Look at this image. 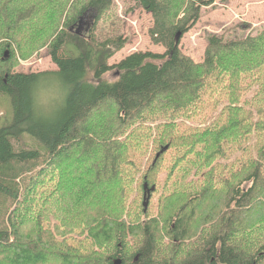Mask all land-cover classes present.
I'll list each match as a JSON object with an SVG mask.
<instances>
[{
	"label": "trees",
	"instance_id": "1",
	"mask_svg": "<svg viewBox=\"0 0 264 264\" xmlns=\"http://www.w3.org/2000/svg\"><path fill=\"white\" fill-rule=\"evenodd\" d=\"M57 1H45L46 14L41 22L54 17L55 8H59ZM124 1L137 4L152 17L153 27L149 34L154 44L163 47L162 53L136 52L110 65L112 56L123 48L125 41L121 38L114 40L110 45L114 46V50L107 49L109 44L100 43L97 39L95 25L100 15L111 7V0H86L74 17L65 23L69 27L68 32L62 27L48 44V56L56 71L24 74L10 69L14 57L12 43L17 41L19 33L37 27L41 23L37 21L40 17L37 16V20L33 18L32 12L35 14L36 6H30V0H0V110L8 104L10 108L6 112V116L10 115L8 120L0 126V207H3L0 210V264H43L49 260H55L58 264H112L116 259L121 260L122 264H264V245L252 254L248 252L252 244L238 237L243 235V227L252 228L255 214L264 216V150L258 157H251L249 150L246 154L247 120L239 119L238 124L236 117L231 115L225 121L218 122L225 116V111H238L220 109L223 108L222 102L229 104V91L222 86L225 75L248 73L254 67L264 65V31L245 40L209 35L203 58L196 63L181 51L179 42L188 28L197 22L198 7L188 5L181 12L182 15H178L173 0ZM214 1L200 2L207 6ZM63 10L60 9L59 13ZM89 10H95L97 17L90 19L87 33L72 34L73 28L79 25ZM5 52H8L7 59H3ZM106 75L113 78L104 79ZM48 82L60 85L64 97L52 115L46 117L38 104L37 93ZM102 106L103 111L100 109ZM99 113L102 114V121L97 117ZM107 114L112 117L109 118ZM207 119L210 120L204 124ZM132 122L142 129L158 132L163 140L160 151L167 147L163 154L154 159L151 168L154 169L177 144L190 146L192 150L202 146L201 150L204 151L198 157L192 152L180 151L171 173L179 172L176 171L177 167L184 164H190L186 169L188 171L193 162L206 155L199 162H207L209 181L213 184L218 181L217 187L223 184L225 189L216 197L212 193L206 195L204 189L188 196L185 204L177 207V217L171 223L170 235L179 244L171 246L172 257L168 260L160 258L159 220L151 219L134 227L126 226L127 222L121 220L122 193L118 199L113 190L106 191L107 195L114 194L113 198L96 190L94 212L80 221L84 222V227L80 229L85 230L87 235L81 234L97 249L103 244L101 230L104 227L111 229L110 245L113 250L109 255L102 257L93 250L80 257L69 252L70 249L63 244L56 250L44 248L41 240L28 242L21 239L19 231L24 224L22 217L28 214V205L25 202L24 209L15 207L10 213L8 210L12 209L13 200L19 194H27V199L32 196L38 179L32 178L30 184L24 183L22 176L28 171L27 166L45 158L60 172L61 166L72 156L82 154L87 161L92 155L100 153L99 162L94 167L92 165V169L87 168L88 175H82L85 180L77 178L70 181L77 182L90 192L89 188L94 184L108 183L120 176L126 145L111 140L113 135L117 136L122 128L127 129ZM184 122H193L203 128L200 131L191 130ZM235 128L245 133L243 136L237 134L238 140L241 139L239 147L230 149L224 146L222 139ZM131 133L125 132L126 137H130ZM24 136L36 142V145L21 143L17 150L14 149L12 142H18ZM102 140L103 144L100 143ZM241 146L244 150L240 149ZM233 155L235 160L232 159ZM197 177L200 176H194ZM17 178L20 185L16 183ZM57 178L60 179V176ZM147 179L144 177L142 184V215L145 216L151 193L156 188L155 185L149 186ZM60 184V191L63 192L67 183L60 181ZM152 187L154 191L150 193L144 211V193ZM215 198L218 201H213ZM206 204L211 205L208 213L203 215L202 222L203 225L206 222L211 224L210 231L201 237L196 246L184 248L182 242L190 231L192 218ZM137 229L139 234L135 236L140 239V245L128 254L125 249L127 232L135 233ZM259 235H264V230ZM36 244L46 251L37 250L40 246Z\"/></svg>",
	"mask_w": 264,
	"mask_h": 264
},
{
	"label": "rangeland",
	"instance_id": "2",
	"mask_svg": "<svg viewBox=\"0 0 264 264\" xmlns=\"http://www.w3.org/2000/svg\"><path fill=\"white\" fill-rule=\"evenodd\" d=\"M30 1V6H36L35 14L32 12L33 18L36 17L37 20V16H39L40 19L37 21L41 22L42 18L45 19L46 0ZM200 1L173 0V6L174 4L176 5L178 15L188 5H193L199 9L197 22L188 28V32L179 42L181 51L191 57L196 63H199L203 58L206 39L209 35H223L228 40H245L248 36H256L264 31V0H215L207 6H203ZM202 1L207 2L208 0ZM85 3L86 0H58L56 6L59 8H55L54 17L49 20L46 19L48 21L43 20L37 27L29 31L19 33V36L16 37L17 41L14 40L12 43L14 57L10 66L11 71L24 74L56 71L55 65L48 56V44L57 30L63 27L68 32L69 27L65 23L68 19H72L75 12ZM63 8L62 13H59V10ZM180 8L181 11H179ZM94 16L95 18L97 17L95 10L87 11L86 16L79 25L73 28L72 34L79 32L85 35L89 28V21ZM180 18L177 17V19ZM95 27L96 37L99 42L109 44L106 47L111 51L114 50V46H110L114 40L121 38L122 41H125L123 48L112 56L109 61L110 65L119 62L122 58L132 53H162L164 51L161 45H156L151 41L149 30L153 27L152 17L133 2L111 0V7L100 15ZM112 78L113 76L110 75L104 77L107 80ZM224 78L225 84H222V86L229 91V104L225 105L222 102L223 108L220 109H237L238 111H225V116L219 119L218 122L225 121L231 115L236 117L238 124L239 119L247 120L249 133L245 135V152L247 154L249 150L251 157H258L264 150V65L254 67L248 73L226 74ZM46 83L39 88L37 99L41 110L46 113V117H49L60 105L64 97V91L60 85H53L50 82ZM104 106L100 108L102 111ZM9 110V104L1 108L0 126L8 120L10 115L6 116V112H9ZM107 116L109 118L112 117L109 114ZM97 117L102 121L101 113L97 114ZM209 120L204 121V124ZM183 124L195 131H200L203 128L193 122L191 124L184 122ZM216 124L217 122L215 121L214 125ZM126 128H122L117 136L113 135L111 140L116 144L123 142L126 145L124 163L119 173L120 176L104 184H94L95 181L92 182L95 186L89 188L90 192L87 189L85 190L84 186L77 184V182L70 181L77 178L85 180V174H89L86 171L92 169V165L94 167L99 162L100 153L92 155L87 161L82 157V154L72 156L71 159L61 166L62 171L60 172L55 170L45 158H41L39 161L27 166L28 171L22 176L24 183L30 184L29 181L32 178L38 179L32 196L27 199V194L21 196L19 194L13 200L12 209L8 210L10 213L15 207L24 209L23 205L25 202L28 205V214L26 217H22L24 224L19 231L21 239L28 242L41 240L44 248L56 250H58V246L63 244L65 248L70 249L69 252L76 253L75 255L80 257H82V254H88L93 250L98 251L102 257L109 255L113 250V246L111 247L110 245L112 243L111 229L104 227L101 230L100 238L103 244L97 249L89 239L86 240L81 234L87 235L85 230L80 229L84 227V222L80 223V221L87 219L89 214L94 212L95 206L93 205L97 202L96 190L110 198H113L114 194L107 195L106 191L113 190L118 199H120V194L122 193L123 205L121 212H123V218L121 220L127 222L126 226L134 227L151 219L159 220L157 227L160 233V258L168 260L172 257L173 249L171 246L179 244L172 240L170 235L171 223L177 217L175 214L177 207L183 203L185 204L188 196L196 195L204 189L206 195L212 193V196L215 197L221 195L222 190L225 189L223 184L217 187L218 181L215 184L209 181L210 175L208 172L210 168L207 162L205 160L204 163L199 162L206 155L202 156L199 161L193 162L188 171L186 169L190 164H184L177 167L176 171L179 172L171 173V169L177 163L180 151L185 153L192 152L195 157H198L204 151L201 150L202 146H197L195 150H192L190 146L177 144L161 158L153 169L151 166L156 158L155 155L160 152L159 147L163 143L158 132L142 129L136 122H132ZM127 131L128 133L132 132L130 137H126L125 132ZM195 131L191 132L194 133ZM244 133L245 131H238L236 128L228 131L222 139L223 143L225 142L224 146H229L230 149L233 146L239 147L241 139L238 140L237 134L243 136ZM142 135H144V138H141ZM12 143L16 150L21 143L36 145V142L25 136L18 142L14 140ZM97 143L99 144L98 141ZM100 143L103 144V140ZM244 147L241 146L240 149L244 150ZM234 157L235 155L232 156V159ZM225 158H228V156ZM195 169L197 172H195ZM58 175L60 179L57 178ZM195 175L200 177L196 179L194 178ZM144 177L149 179H147L149 186L155 185L156 187L155 192L151 193L146 216L142 215V184ZM60 181L67 183L63 192L59 188L61 186ZM16 183L20 185L19 178H17ZM15 189L18 188L15 187ZM88 193H90V196ZM216 200L218 201L217 198L213 201ZM211 204H206L204 207L201 206L193 216L190 231L187 232L182 242L184 248L196 246L201 237L210 231L211 224L206 222L203 225L202 221L203 215L208 213ZM2 209L3 207L1 206L0 210ZM22 216L24 215L22 214ZM254 218L251 223L252 228L243 227V235L238 236L239 240L252 244L248 250L252 254L256 253L262 247V244L264 245V235H259L261 230H264V216L255 214ZM5 220L7 221V218ZM37 223H39L38 226ZM135 234H139L138 229L135 233L127 232V246L125 249L128 254H131L140 245V239ZM36 246L40 245L36 244ZM44 248L40 246L36 249L43 251L45 250ZM43 264L58 263L55 260H49Z\"/></svg>",
	"mask_w": 264,
	"mask_h": 264
},
{
	"label": "water",
	"instance_id": "3",
	"mask_svg": "<svg viewBox=\"0 0 264 264\" xmlns=\"http://www.w3.org/2000/svg\"><path fill=\"white\" fill-rule=\"evenodd\" d=\"M8 58V52H5L3 55V59H7ZM167 150V147L161 149V151L156 155V159L159 157V155L163 154L165 151ZM154 191V188L152 187L149 191L144 193V197H143V205H144V211H146L147 205H148V201H149V196L150 193ZM112 264H122L121 260L116 259L113 261Z\"/></svg>",
	"mask_w": 264,
	"mask_h": 264
}]
</instances>
